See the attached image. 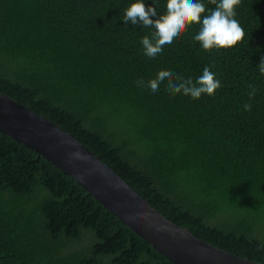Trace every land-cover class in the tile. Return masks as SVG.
<instances>
[{
    "label": "trees",
    "instance_id": "trees-1",
    "mask_svg": "<svg viewBox=\"0 0 264 264\" xmlns=\"http://www.w3.org/2000/svg\"><path fill=\"white\" fill-rule=\"evenodd\" d=\"M134 2L0 0V95L65 132L176 227L264 264V0L236 7L245 35L232 48L204 51L193 25L155 58L141 44L152 30L121 20ZM166 2L143 0L158 15ZM201 2L205 15L215 9ZM206 66L221 83L211 97L137 85L161 70L195 82ZM0 264L171 262L0 132Z\"/></svg>",
    "mask_w": 264,
    "mask_h": 264
},
{
    "label": "water",
    "instance_id": "water-1",
    "mask_svg": "<svg viewBox=\"0 0 264 264\" xmlns=\"http://www.w3.org/2000/svg\"><path fill=\"white\" fill-rule=\"evenodd\" d=\"M0 132L57 166L171 264H258L214 248L176 227L69 135L2 95Z\"/></svg>",
    "mask_w": 264,
    "mask_h": 264
},
{
    "label": "clouds",
    "instance_id": "clouds-1",
    "mask_svg": "<svg viewBox=\"0 0 264 264\" xmlns=\"http://www.w3.org/2000/svg\"><path fill=\"white\" fill-rule=\"evenodd\" d=\"M240 2L241 0H209V3L215 5V9L205 15L206 6L201 0H167L165 13L158 15L156 7H146L143 0H136L124 10L121 20L126 24H140L143 28L152 30L150 36L141 39L143 54L148 58L161 54L165 45H173L193 25L200 26L193 39L204 51L230 49L242 41L245 35L239 21L234 18L235 9ZM258 68L260 73L264 74V58ZM164 81H168L166 89L170 93H182L193 100L200 99L202 95L214 96L216 90L221 87L215 73L207 66L195 82L171 71L161 70L154 79L147 82L139 80L137 85L156 92ZM255 94L256 89L252 88L248 94L249 99ZM243 107L245 111H251L250 103Z\"/></svg>",
    "mask_w": 264,
    "mask_h": 264
}]
</instances>
